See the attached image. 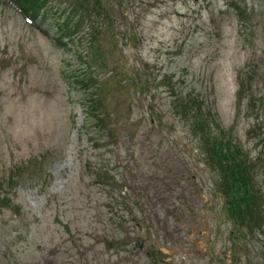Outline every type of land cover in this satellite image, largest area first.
<instances>
[{
	"label": "rangeland",
	"instance_id": "1",
	"mask_svg": "<svg viewBox=\"0 0 264 264\" xmlns=\"http://www.w3.org/2000/svg\"><path fill=\"white\" fill-rule=\"evenodd\" d=\"M67 2L29 26L0 0V264H264V227L232 232L172 108L194 98L264 190V0H104L112 33L77 7L60 41ZM239 72L256 82L238 112Z\"/></svg>",
	"mask_w": 264,
	"mask_h": 264
},
{
	"label": "trees",
	"instance_id": "2",
	"mask_svg": "<svg viewBox=\"0 0 264 264\" xmlns=\"http://www.w3.org/2000/svg\"><path fill=\"white\" fill-rule=\"evenodd\" d=\"M6 1L15 7L23 18L28 20L29 26L35 25L37 22L44 23L49 10L54 8V4L52 5L54 0ZM103 2L104 0H73V2H67L69 17L66 16L64 19V27L59 26V29H57L60 41L70 40L71 35L75 33V30H71L69 26L72 17H75L74 11L77 7H80L81 12L84 14L94 11L101 12L100 16L104 19L103 27L109 33L110 31L112 33L114 27L109 20L111 17L106 14V7ZM79 22L80 20L76 23ZM94 36L96 35L91 33V42H94ZM237 82L236 107L239 112L243 104L247 105V108L254 104L251 94L247 93L256 82L254 72H239ZM95 108L94 114L90 115L89 118L93 119L95 124L93 128L98 130L97 133L105 134L108 131L107 117L101 111H97V109H100L97 101ZM172 108L175 110V114L181 115V118L189 126V130L199 139L205 155V164L217 175V180L213 186L214 194L218 195L222 201V214L231 223L232 232L238 234L240 238L253 237L262 233L264 227V190L256 183L255 160L251 161L248 158L247 153L243 152L242 147L233 141L228 131L221 129L210 120L209 115L202 111L201 105L194 98H179L172 103ZM114 132L116 131L113 127L108 131L109 136L115 134ZM96 176L102 181L107 180L105 173ZM120 198H124V196H120ZM126 205H129V203H126ZM118 218L120 219L116 224H120L118 227H121L122 217ZM106 244L110 247L128 245L123 237H113L107 240ZM133 248L137 250L139 246Z\"/></svg>",
	"mask_w": 264,
	"mask_h": 264
},
{
	"label": "water",
	"instance_id": "3",
	"mask_svg": "<svg viewBox=\"0 0 264 264\" xmlns=\"http://www.w3.org/2000/svg\"><path fill=\"white\" fill-rule=\"evenodd\" d=\"M139 249H142V245H139Z\"/></svg>",
	"mask_w": 264,
	"mask_h": 264
}]
</instances>
